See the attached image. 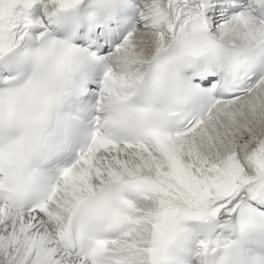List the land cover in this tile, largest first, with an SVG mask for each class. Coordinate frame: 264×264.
I'll use <instances>...</instances> for the list:
<instances>
[{
	"label": "snow or ice",
	"instance_id": "snow-or-ice-1",
	"mask_svg": "<svg viewBox=\"0 0 264 264\" xmlns=\"http://www.w3.org/2000/svg\"><path fill=\"white\" fill-rule=\"evenodd\" d=\"M0 264H264V0H0Z\"/></svg>",
	"mask_w": 264,
	"mask_h": 264
}]
</instances>
